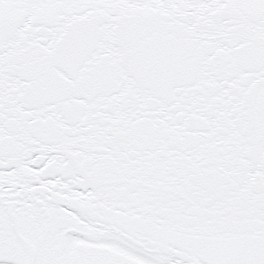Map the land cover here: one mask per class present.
<instances>
[{
    "label": "snow or ice",
    "instance_id": "snow-or-ice-1",
    "mask_svg": "<svg viewBox=\"0 0 264 264\" xmlns=\"http://www.w3.org/2000/svg\"><path fill=\"white\" fill-rule=\"evenodd\" d=\"M0 264H264V0H0Z\"/></svg>",
    "mask_w": 264,
    "mask_h": 264
}]
</instances>
